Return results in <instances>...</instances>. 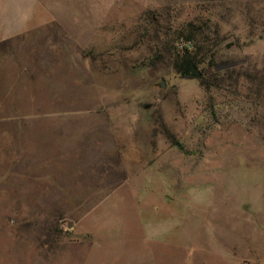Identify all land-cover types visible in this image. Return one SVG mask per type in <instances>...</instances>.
Returning <instances> with one entry per match:
<instances>
[{"label":"rangeland","instance_id":"374dc122","mask_svg":"<svg viewBox=\"0 0 264 264\" xmlns=\"http://www.w3.org/2000/svg\"><path fill=\"white\" fill-rule=\"evenodd\" d=\"M34 7L31 73L0 45V264H264V0Z\"/></svg>","mask_w":264,"mask_h":264},{"label":"crops","instance_id":"0c3cea01","mask_svg":"<svg viewBox=\"0 0 264 264\" xmlns=\"http://www.w3.org/2000/svg\"><path fill=\"white\" fill-rule=\"evenodd\" d=\"M33 6H35V0L34 2L29 0L28 5L23 7L22 0H0V45L3 44L6 49V54L2 60V63H4L2 72L12 73L14 78L20 80H22L20 78L21 69L30 72L27 63L21 64V61L26 57L20 56V48L28 45L26 39H21V35L22 33L27 34L26 38H29L31 32L30 20L32 13L35 14L36 11ZM28 58L31 59L30 56ZM41 60L44 59L40 57L39 62H42ZM30 77L31 74L28 78Z\"/></svg>","mask_w":264,"mask_h":264},{"label":"trees","instance_id":"16d2710c","mask_svg":"<svg viewBox=\"0 0 264 264\" xmlns=\"http://www.w3.org/2000/svg\"><path fill=\"white\" fill-rule=\"evenodd\" d=\"M201 62H205V60L199 57V52H192L189 49V46H185L180 54H178V57L174 62V66L178 71L182 72L191 67L193 64Z\"/></svg>","mask_w":264,"mask_h":264},{"label":"water","instance_id":"95a60500","mask_svg":"<svg viewBox=\"0 0 264 264\" xmlns=\"http://www.w3.org/2000/svg\"><path fill=\"white\" fill-rule=\"evenodd\" d=\"M184 76H189V77H200L201 76V71L199 67L196 64H193L191 67L188 69L184 70L182 72Z\"/></svg>","mask_w":264,"mask_h":264}]
</instances>
